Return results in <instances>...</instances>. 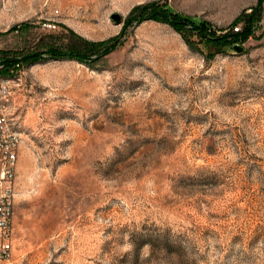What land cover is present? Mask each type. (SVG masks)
<instances>
[{
    "label": "rangeland",
    "instance_id": "rangeland-1",
    "mask_svg": "<svg viewBox=\"0 0 264 264\" xmlns=\"http://www.w3.org/2000/svg\"><path fill=\"white\" fill-rule=\"evenodd\" d=\"M155 7L218 35L257 12L226 44ZM0 74L21 135L0 264H264V0H7Z\"/></svg>",
    "mask_w": 264,
    "mask_h": 264
},
{
    "label": "built area",
    "instance_id": "built-area-1",
    "mask_svg": "<svg viewBox=\"0 0 264 264\" xmlns=\"http://www.w3.org/2000/svg\"><path fill=\"white\" fill-rule=\"evenodd\" d=\"M6 1L0 0V7ZM239 30L240 26L234 27V31ZM12 95V80L0 74V262L11 258L15 235L16 170L21 135L7 115V102Z\"/></svg>",
    "mask_w": 264,
    "mask_h": 264
},
{
    "label": "trees",
    "instance_id": "trees-1",
    "mask_svg": "<svg viewBox=\"0 0 264 264\" xmlns=\"http://www.w3.org/2000/svg\"><path fill=\"white\" fill-rule=\"evenodd\" d=\"M262 0H260V4H261ZM257 9V8H256ZM256 9H253L251 13H247L244 12L241 17H239L237 19V21H242L244 20L245 24H244V28L242 30H239L237 32L232 31L230 34H225V35H218L216 33L215 30H213V28L206 22H201L200 24H196L195 21L188 16L182 15L180 13H174L172 12L170 9L168 8H158L155 7L151 10L150 12V16L151 17H156V18H162L163 20H166L170 23H172L174 26H176L177 28L181 29L183 25L185 24H193L194 28L198 30V32L200 33V35L204 36L208 41L210 42H221V43H226V44H230L232 42H235L238 38H243L246 39L248 38L254 31V26H255V14L257 12ZM81 42L84 43V45L88 48H92V47H98L101 45H105V41L102 42H90L87 41L83 38H81ZM82 49L81 47L79 48L78 46L75 48H68L67 50H59V49H55L53 50V52H51L52 55L54 56H71L77 59H86L88 57L84 56L82 54ZM8 64H6V66H8L7 68L9 69L10 65H12L14 63V59H8ZM7 71V70H5ZM5 74H7L8 72H4Z\"/></svg>",
    "mask_w": 264,
    "mask_h": 264
},
{
    "label": "water",
    "instance_id": "water-1",
    "mask_svg": "<svg viewBox=\"0 0 264 264\" xmlns=\"http://www.w3.org/2000/svg\"><path fill=\"white\" fill-rule=\"evenodd\" d=\"M116 18L118 19L119 17L117 16ZM235 49L240 51V52L244 50V48L240 45H235Z\"/></svg>",
    "mask_w": 264,
    "mask_h": 264
}]
</instances>
